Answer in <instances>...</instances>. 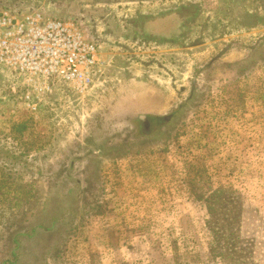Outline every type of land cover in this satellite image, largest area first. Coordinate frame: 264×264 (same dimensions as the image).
<instances>
[{"label": "rangeland", "instance_id": "374dc122", "mask_svg": "<svg viewBox=\"0 0 264 264\" xmlns=\"http://www.w3.org/2000/svg\"><path fill=\"white\" fill-rule=\"evenodd\" d=\"M0 11L101 47L82 92L0 67V264H264V0Z\"/></svg>", "mask_w": 264, "mask_h": 264}, {"label": "built area", "instance_id": "2783aa9c", "mask_svg": "<svg viewBox=\"0 0 264 264\" xmlns=\"http://www.w3.org/2000/svg\"><path fill=\"white\" fill-rule=\"evenodd\" d=\"M100 48L71 21L0 11V67L29 81L55 78L82 92L96 72Z\"/></svg>", "mask_w": 264, "mask_h": 264}, {"label": "trees", "instance_id": "16d2710c", "mask_svg": "<svg viewBox=\"0 0 264 264\" xmlns=\"http://www.w3.org/2000/svg\"><path fill=\"white\" fill-rule=\"evenodd\" d=\"M58 20V19H57ZM64 21V20H63ZM173 115H171V116H169V117H166V119H168V118H171ZM148 117H146V119H147ZM165 118V117H164ZM139 119H140V122H142L143 121V123L145 122L146 124H147V121L145 120V117H139ZM160 119H163V118H160ZM164 121H166V120H164ZM16 242H17V240L16 239H13V243L14 244H16ZM12 257H16V255H15V252H14V249L12 250Z\"/></svg>", "mask_w": 264, "mask_h": 264}]
</instances>
